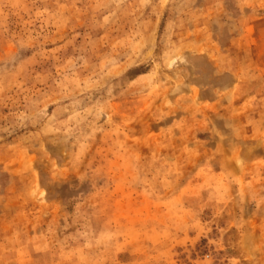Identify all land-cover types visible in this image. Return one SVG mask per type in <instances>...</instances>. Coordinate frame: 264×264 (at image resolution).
Returning a JSON list of instances; mask_svg holds the SVG:
<instances>
[{
    "label": "rangeland",
    "instance_id": "374dc122",
    "mask_svg": "<svg viewBox=\"0 0 264 264\" xmlns=\"http://www.w3.org/2000/svg\"><path fill=\"white\" fill-rule=\"evenodd\" d=\"M0 264H264V0H0Z\"/></svg>",
    "mask_w": 264,
    "mask_h": 264
}]
</instances>
